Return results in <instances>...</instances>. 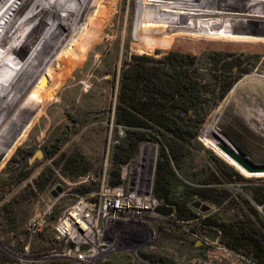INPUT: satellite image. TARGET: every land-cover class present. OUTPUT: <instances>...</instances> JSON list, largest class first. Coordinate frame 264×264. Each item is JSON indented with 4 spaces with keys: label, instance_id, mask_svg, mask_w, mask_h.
<instances>
[{
    "label": "rangeland",
    "instance_id": "rangeland-1",
    "mask_svg": "<svg viewBox=\"0 0 264 264\" xmlns=\"http://www.w3.org/2000/svg\"><path fill=\"white\" fill-rule=\"evenodd\" d=\"M90 1L94 7L65 55L88 31L85 39L97 35L100 48L78 54L75 66L65 64L54 84L47 86L48 114L38 116L39 106L25 121L30 111L19 113L14 119L18 129L10 130L0 145V264H86L64 256L65 245L56 239L54 227L78 197L94 200L102 182L144 184L165 205L154 190L161 148L153 138L158 140V135L145 132L149 139L132 149L130 134L114 116L127 64L135 57L162 61L170 53L183 54L196 66L207 86L201 90L203 99L209 104L219 101L207 107L199 131L187 134L180 162L167 168L170 198L181 202L202 190L210 199L194 201L211 209L203 213L188 205L191 219H183L174 207L172 216L148 220L141 229L120 227V251L96 255L88 264H257L247 250L227 248L216 226L254 219L248 201L264 216V205L252 200L255 189L264 186V175L242 173L202 134L214 119L219 136L251 162L264 164L262 0L259 9L235 0ZM117 12L120 26L114 35V24L105 17ZM240 25L255 28L260 36L235 34ZM159 41L168 46L145 48ZM50 68L59 72L56 65ZM63 75L60 83L57 78ZM232 78L235 82L219 99ZM116 181L120 183L114 185ZM58 186L63 192L53 198L51 192ZM201 230L219 232L217 241L202 236ZM126 246L130 248L124 250Z\"/></svg>",
    "mask_w": 264,
    "mask_h": 264
},
{
    "label": "trees",
    "instance_id": "trees-1",
    "mask_svg": "<svg viewBox=\"0 0 264 264\" xmlns=\"http://www.w3.org/2000/svg\"><path fill=\"white\" fill-rule=\"evenodd\" d=\"M263 20H258V22ZM238 29V30H236ZM234 30L238 35L260 36L259 31L247 26H238ZM234 34V35H235ZM157 48L163 42H153ZM165 46H168L166 44ZM236 78H232L224 87L219 99L230 90ZM202 79L196 73L188 57L179 53H170L166 59L155 61L148 58H133L121 76L120 93L115 109V123L130 134L131 148L136 149L141 141H147L145 132L155 133L161 153L155 179V193L164 200L165 205L176 209L179 218L191 219L189 206L195 198L210 199L202 190H195L185 201L176 202L170 198L167 168L170 163L180 162L187 134L197 133L209 113V104L201 96ZM126 156L125 160H128ZM120 181L114 182V185ZM254 203L264 205V186H258L252 196ZM254 219L223 222L216 227L221 231L223 244L238 253L247 250L257 264H264V216L249 201ZM264 214V208H263ZM209 225L206 221L202 222Z\"/></svg>",
    "mask_w": 264,
    "mask_h": 264
},
{
    "label": "bare ground",
    "instance_id": "bare-ground-1",
    "mask_svg": "<svg viewBox=\"0 0 264 264\" xmlns=\"http://www.w3.org/2000/svg\"><path fill=\"white\" fill-rule=\"evenodd\" d=\"M97 1L100 0H95V3ZM110 1L115 0L105 2ZM235 1L258 9L256 5L261 2V0ZM90 2V0H0V145L10 130L18 129L14 119L19 117V113L30 111L25 121L39 106L42 108L38 116L44 117L48 114L47 86L54 84L55 75L63 70L65 64L73 63L75 66L78 54H89L100 48L97 35L93 40L85 39L88 31L79 37L70 52L65 55L69 42L79 32L85 18L94 7ZM260 9H264V0ZM105 18L114 24L113 34L118 35L119 13ZM54 64L58 66L59 72L50 68L51 65L55 66ZM79 65L80 62L76 66ZM63 77L64 75L58 76L60 83ZM40 80H43V84L39 83ZM75 87L77 88V85ZM19 104H24L25 109L22 110ZM218 131L216 121L213 119L202 134L203 140L215 151H217L215 136L219 134ZM219 154L239 170L228 157Z\"/></svg>",
    "mask_w": 264,
    "mask_h": 264
},
{
    "label": "built area",
    "instance_id": "built-area-1",
    "mask_svg": "<svg viewBox=\"0 0 264 264\" xmlns=\"http://www.w3.org/2000/svg\"><path fill=\"white\" fill-rule=\"evenodd\" d=\"M160 206L144 184L110 186L102 182L94 200L78 197L58 220L54 227L56 239L65 245L64 256L88 264L96 255L120 251L122 243L116 239L120 227L141 229L148 220H161L163 216L156 212Z\"/></svg>",
    "mask_w": 264,
    "mask_h": 264
},
{
    "label": "water",
    "instance_id": "water-1",
    "mask_svg": "<svg viewBox=\"0 0 264 264\" xmlns=\"http://www.w3.org/2000/svg\"><path fill=\"white\" fill-rule=\"evenodd\" d=\"M217 144L215 148L217 152L224 154L228 157L238 168L243 171L244 174L248 175H258L264 174V164H255L251 162L245 155L231 142L227 141L219 135L215 136ZM63 192L60 186L56 187L55 190L51 192L53 198H57ZM190 206L194 209H198L203 213L210 211V206L204 204L203 202L197 200L193 201ZM156 212L164 217H169L174 214L173 208L169 206H160L156 209ZM201 235L206 237L212 242L217 241L219 237V232L216 230H201Z\"/></svg>",
    "mask_w": 264,
    "mask_h": 264
}]
</instances>
